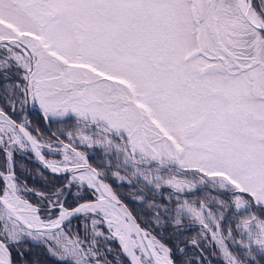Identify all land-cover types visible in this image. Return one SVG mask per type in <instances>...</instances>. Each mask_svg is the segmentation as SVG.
Wrapping results in <instances>:
<instances>
[{"label": "snow or ice", "instance_id": "6c2138e0", "mask_svg": "<svg viewBox=\"0 0 264 264\" xmlns=\"http://www.w3.org/2000/svg\"><path fill=\"white\" fill-rule=\"evenodd\" d=\"M214 260L264 264V0H0V264Z\"/></svg>", "mask_w": 264, "mask_h": 264}, {"label": "trees", "instance_id": "16d2710c", "mask_svg": "<svg viewBox=\"0 0 264 264\" xmlns=\"http://www.w3.org/2000/svg\"><path fill=\"white\" fill-rule=\"evenodd\" d=\"M34 120H36V122L40 124V127L43 130L44 129V125H43L42 122L39 121V118L35 114H34ZM56 158H60V157H56ZM213 264H220V261L219 260H214Z\"/></svg>", "mask_w": 264, "mask_h": 264}, {"label": "rangeland", "instance_id": "374dc122", "mask_svg": "<svg viewBox=\"0 0 264 264\" xmlns=\"http://www.w3.org/2000/svg\"><path fill=\"white\" fill-rule=\"evenodd\" d=\"M55 159H60V158H56V157H54Z\"/></svg>", "mask_w": 264, "mask_h": 264}]
</instances>
